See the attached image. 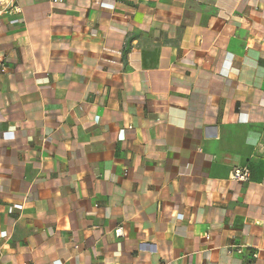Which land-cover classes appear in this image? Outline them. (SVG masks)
Segmentation results:
<instances>
[{
    "label": "crops",
    "instance_id": "1",
    "mask_svg": "<svg viewBox=\"0 0 264 264\" xmlns=\"http://www.w3.org/2000/svg\"><path fill=\"white\" fill-rule=\"evenodd\" d=\"M167 263L264 264V0H16L0 264Z\"/></svg>",
    "mask_w": 264,
    "mask_h": 264
},
{
    "label": "built area",
    "instance_id": "2",
    "mask_svg": "<svg viewBox=\"0 0 264 264\" xmlns=\"http://www.w3.org/2000/svg\"><path fill=\"white\" fill-rule=\"evenodd\" d=\"M15 1L16 0H0V16L5 13L6 10H14L15 9ZM58 0H50V2L54 3ZM250 178V170L247 166H240L233 168L229 173V179L235 181L237 183H243L248 181ZM171 264V263H167Z\"/></svg>",
    "mask_w": 264,
    "mask_h": 264
}]
</instances>
